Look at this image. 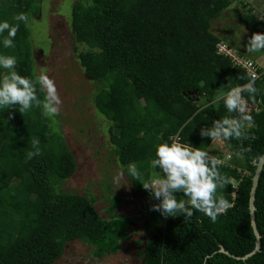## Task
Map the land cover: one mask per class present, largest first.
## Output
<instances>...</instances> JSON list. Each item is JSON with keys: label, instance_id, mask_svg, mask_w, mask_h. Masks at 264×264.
<instances>
[{"label": "trees", "instance_id": "1", "mask_svg": "<svg viewBox=\"0 0 264 264\" xmlns=\"http://www.w3.org/2000/svg\"><path fill=\"white\" fill-rule=\"evenodd\" d=\"M43 1L0 0V20L13 22L23 12L30 22ZM234 1L77 0L71 6L74 42L86 48L76 59L96 86L92 104L110 124L117 164L134 194L145 199L143 230L150 236L136 242L140 264H264V164L253 201L259 250L241 260L254 248L248 194L253 163L264 153V80L255 82L257 94L247 105L253 125L240 138L223 140L231 157L219 170L239 183L234 198L229 182L218 190L232 206L215 222L199 212L188 220L163 216L152 210L159 201L142 188L161 175L150 166L155 145L178 136L206 151L213 140L201 138L200 129L230 115L214 97L248 82L242 70L216 54V44L230 45L211 32V23ZM253 10L254 4L243 6L235 17L251 25L259 17ZM29 22L27 27L20 23L15 47L0 48V53L15 55L17 72L35 78ZM255 31L264 33V20ZM5 74L0 69V78ZM37 95L43 99L44 93ZM33 139L39 141L40 154L27 159V152L35 151ZM133 164L138 177L128 169ZM75 170L56 118L43 117L39 107L27 113H19L18 106L0 109V264H54L73 241L89 246L96 259L121 250L131 236L129 218L115 211L122 199H108V218L100 217L90 195L64 191Z\"/></svg>", "mask_w": 264, "mask_h": 264}, {"label": "rangeland", "instance_id": "2", "mask_svg": "<svg viewBox=\"0 0 264 264\" xmlns=\"http://www.w3.org/2000/svg\"><path fill=\"white\" fill-rule=\"evenodd\" d=\"M76 2L44 0L38 15L30 20L34 69L37 75L41 69L46 70L54 80L62 101L55 117L57 129L76 162V170L65 182L64 191L90 195L94 201L93 208L104 219L108 218L105 214L108 199L121 198L120 207L115 211L129 218L131 227L128 234L131 236L122 244L121 250L101 259L92 258L91 248L87 245L78 241L67 243L63 255L54 264H140L138 251L141 246L136 242L143 243L150 236L149 231L143 230L145 199L134 194L126 171L112 154L110 124L92 104L96 86L85 78L76 59L77 53L86 50L84 45L74 42L70 26V9ZM253 4V11L259 16L263 9L260 0ZM243 6L245 4L241 0H235L211 23V32L227 41L234 52L246 55L247 42L253 33H257L255 30L260 28L262 19H256L251 25L239 22L235 15L243 12ZM259 55L264 58V51ZM261 60L263 62L264 59ZM115 133V130L111 131V134ZM207 152L217 159L222 157L225 164L227 157H231L223 140H213ZM160 223L161 219H158L156 225Z\"/></svg>", "mask_w": 264, "mask_h": 264}, {"label": "clouds", "instance_id": "3", "mask_svg": "<svg viewBox=\"0 0 264 264\" xmlns=\"http://www.w3.org/2000/svg\"><path fill=\"white\" fill-rule=\"evenodd\" d=\"M245 6L244 0H241ZM252 0L251 6H253ZM263 17L259 16L257 19ZM13 22L0 20V48L15 47V37L20 23L28 26L29 16L17 13L12 17ZM264 51V33H253L246 45L247 53ZM18 64L15 55L0 53V69L6 74L0 78V109L18 106L19 113H27L33 107L41 109V115L52 119L59 114L62 101L58 95L56 84L46 70L41 69L35 78L23 76L16 70ZM264 77V76H263ZM259 75L252 71L247 76V83L228 89L223 95L217 94L214 101H222L229 116L214 120L211 127L201 128L199 136L210 140L240 138L253 125V117L248 112V102L254 100L257 94L255 86ZM228 87V86H227ZM44 93L43 99L37 95ZM235 113V116L231 114ZM39 141L32 140V148L26 154L27 159L40 154ZM220 159L215 158L203 148L194 147L190 143H182L179 137H169L168 140L155 145L154 158L150 160L153 169H159L161 175L143 183L142 188L148 190L153 199L159 203L152 210L159 211L166 217L182 216L190 219L194 212L202 213L210 221L215 222L219 214L224 213L232 205L226 200L222 190L227 182L236 186L239 181L229 179L220 172ZM133 176H139L135 165H129ZM177 194L183 198L178 199ZM232 194V193H231Z\"/></svg>", "mask_w": 264, "mask_h": 264}, {"label": "built area", "instance_id": "4", "mask_svg": "<svg viewBox=\"0 0 264 264\" xmlns=\"http://www.w3.org/2000/svg\"><path fill=\"white\" fill-rule=\"evenodd\" d=\"M251 2L252 0H244V3H246L248 6H251ZM215 52L217 55L227 58L232 66L242 70L247 76L252 71H255L259 75V79H257L256 82L262 81L264 76V71H262L260 67L253 61L245 57L239 56L231 48H229L223 43H218L215 45ZM257 111H258L257 107L253 109L254 113H256ZM236 195H237L236 186L232 185L231 196L234 198Z\"/></svg>", "mask_w": 264, "mask_h": 264}, {"label": "water", "instance_id": "5", "mask_svg": "<svg viewBox=\"0 0 264 264\" xmlns=\"http://www.w3.org/2000/svg\"><path fill=\"white\" fill-rule=\"evenodd\" d=\"M263 164H264V153L259 157V159L255 163H253L255 169H254V173L251 178V184H250V189H249V194H248V211H249V218H250L249 222H250V226H251L253 236H254V248L249 254L242 257L241 260H246L247 258L251 257L259 250V235L255 228V223H254V218H253V212H254L253 201H254L255 189L257 186V182H258ZM220 252L226 253L223 249H220Z\"/></svg>", "mask_w": 264, "mask_h": 264}, {"label": "crops", "instance_id": "6", "mask_svg": "<svg viewBox=\"0 0 264 264\" xmlns=\"http://www.w3.org/2000/svg\"><path fill=\"white\" fill-rule=\"evenodd\" d=\"M217 36V35H216ZM219 38H221V37H219ZM245 51H246V49H244ZM243 51V50H242ZM263 51H261V52H258V53H247V52H245V54L246 55H244V52L242 53L241 52V56L242 57H245V58H247V59H249V60H251V61H253L254 63H256L259 67H260V69L262 70V71H264V60H263V62H262V60L261 59H264L261 55H259V54H261ZM255 60V61H254ZM263 80H264V77H263V79H262V81H260V82H257V83H262L263 82ZM208 148H209V146H208ZM207 148V149H208ZM207 151V150H206ZM221 156V155H220ZM228 159H229V157H227ZM221 161H222V157L221 158H219ZM228 161V160H227ZM223 162V161H222ZM222 164H225L224 162L222 163Z\"/></svg>", "mask_w": 264, "mask_h": 264}]
</instances>
